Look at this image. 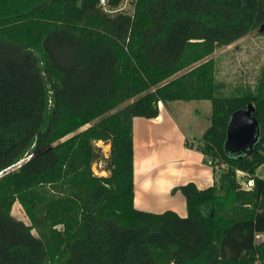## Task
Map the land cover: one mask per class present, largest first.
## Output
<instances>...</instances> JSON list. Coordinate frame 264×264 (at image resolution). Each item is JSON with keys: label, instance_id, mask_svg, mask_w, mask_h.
Instances as JSON below:
<instances>
[{"label": "trees", "instance_id": "trees-1", "mask_svg": "<svg viewBox=\"0 0 264 264\" xmlns=\"http://www.w3.org/2000/svg\"><path fill=\"white\" fill-rule=\"evenodd\" d=\"M121 1L0 0V264H264V61L227 88L208 58L264 24V0H133L130 15ZM174 100L210 105L196 148L216 179L173 189L184 216L133 206L132 118ZM247 103L257 140L226 153Z\"/></svg>", "mask_w": 264, "mask_h": 264}, {"label": "crops", "instance_id": "crops-1", "mask_svg": "<svg viewBox=\"0 0 264 264\" xmlns=\"http://www.w3.org/2000/svg\"><path fill=\"white\" fill-rule=\"evenodd\" d=\"M186 102L193 103L158 102L156 117L132 118L133 206L138 210L153 213L170 210L184 216V198L173 189L186 182L201 189L216 179L196 148L208 126L207 115L200 111L199 104L187 106ZM201 102L205 100L196 103ZM254 174L264 179V163ZM243 175L240 171L236 173L239 179ZM254 241L264 243V232L256 233Z\"/></svg>", "mask_w": 264, "mask_h": 264}, {"label": "rangeland", "instance_id": "rangeland-1", "mask_svg": "<svg viewBox=\"0 0 264 264\" xmlns=\"http://www.w3.org/2000/svg\"><path fill=\"white\" fill-rule=\"evenodd\" d=\"M132 8L133 0H122L113 11L122 12L130 15L132 13ZM208 58H212L214 61V75L216 80H221L225 82L227 88H231L234 85L242 83L251 85L264 61V24L249 31L246 35L242 36L235 42L226 46L216 48L208 56ZM196 102L197 101H193V103L186 102V104L187 106L199 104V107L201 109L200 111L204 112V115L208 116L210 111L209 102L207 100H205V102L203 103ZM121 106H123V104L119 107ZM237 126V124L233 125L235 132L233 134V139H235V136H237L238 140L244 142V140L247 138V124L245 121H242L240 126L242 130L240 129L239 132L236 133ZM94 145L99 148L102 156L105 157L107 155L109 149L108 143L97 141L94 143ZM198 145H200V141ZM234 150L236 149L234 148ZM21 162L22 160L12 166L9 170L15 168ZM224 167V165L220 164L215 165L214 169L216 170V172H218L219 169H222ZM91 170L95 175L107 174V172L103 170V162L101 161L93 162L91 164ZM236 179L239 182H242L243 176L240 177V179L236 177ZM10 214L14 218L23 221L25 224H28V220L25 217L21 206L17 202L13 203L10 210ZM32 233L36 235L34 230H32Z\"/></svg>", "mask_w": 264, "mask_h": 264}, {"label": "water", "instance_id": "water-1", "mask_svg": "<svg viewBox=\"0 0 264 264\" xmlns=\"http://www.w3.org/2000/svg\"><path fill=\"white\" fill-rule=\"evenodd\" d=\"M253 106L251 103H247L245 107L235 110L229 117L225 139L223 142V149L229 154H246L248 153L252 145L256 142L258 136V125L254 117L252 116ZM245 121L247 124V138L243 141L238 140L235 136L233 139L234 128L233 125L237 124L236 133L241 129V123ZM242 130V129H241ZM234 148L236 150H234Z\"/></svg>", "mask_w": 264, "mask_h": 264}, {"label": "built area", "instance_id": "built-area-1", "mask_svg": "<svg viewBox=\"0 0 264 264\" xmlns=\"http://www.w3.org/2000/svg\"><path fill=\"white\" fill-rule=\"evenodd\" d=\"M98 3L103 8L104 11H108L107 10L108 7L106 6V0H98ZM208 164H209V162H208ZM239 184H240L241 188H250L252 186V180L250 178H246V179L242 180V182Z\"/></svg>", "mask_w": 264, "mask_h": 264}]
</instances>
